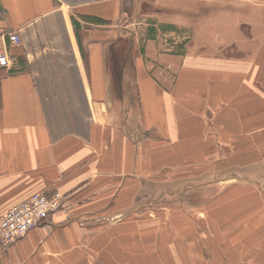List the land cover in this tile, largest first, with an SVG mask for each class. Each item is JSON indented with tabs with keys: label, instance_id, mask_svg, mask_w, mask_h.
Returning <instances> with one entry per match:
<instances>
[{
	"label": "crops",
	"instance_id": "crops-1",
	"mask_svg": "<svg viewBox=\"0 0 264 264\" xmlns=\"http://www.w3.org/2000/svg\"><path fill=\"white\" fill-rule=\"evenodd\" d=\"M185 1L216 3L228 28L250 35L224 41L219 28L209 47L199 20L147 22L157 14L142 13V0H0V50L10 60L0 69V218L34 192L62 194L58 210L0 248V264L138 263L142 192L220 175L228 159L246 172L185 215L213 225L196 237L212 248L209 263L264 264V12L252 9L264 5L241 2L248 13L238 21L229 15L237 0L173 4L181 12ZM125 40L117 97L110 63ZM229 48L239 54L220 53ZM115 234L131 243H107ZM204 258L196 251L189 264Z\"/></svg>",
	"mask_w": 264,
	"mask_h": 264
},
{
	"label": "rangeland",
	"instance_id": "rangeland-1",
	"mask_svg": "<svg viewBox=\"0 0 264 264\" xmlns=\"http://www.w3.org/2000/svg\"><path fill=\"white\" fill-rule=\"evenodd\" d=\"M174 1L175 0L171 1L172 3L169 1H165V3L167 4L165 6L163 5V1H158L156 3L154 0H142L141 12H151L157 14V16L154 17L155 19L146 18L147 22H151L154 20H157L155 22H158V20H166V22L169 23L173 22L179 24L182 21L186 22V20H189L188 22H190L191 24H195V22L199 20L198 23L203 24L200 29L201 31H203L202 33L209 47L214 45V40H217L219 35L220 37L222 36V34H219V28L220 32L224 33V41L228 38L235 37L236 35L238 36L243 34L247 38L250 35L248 32V27L246 26H240V30L231 29V26L228 28L223 21L229 18H222L218 16L220 13L218 12L219 9L216 6V3L211 2L206 5L203 4L201 6H196V3L185 1V3H181V8H183L185 12H180L179 9H176L179 6L173 4ZM244 1L245 0H237L236 3L238 6L234 10L232 8L226 9L233 10V13H226L231 15V17L233 16L234 19L242 21L243 15L245 17V15H247L248 13V6L240 7V5L243 4L241 2ZM221 2H223V0H221ZM254 3L258 5H264V1L262 0ZM252 9L258 11L261 10L262 12H264V7L261 8L258 6V8L252 7ZM197 13L198 15L196 16ZM255 14L258 16H255ZM252 17L253 19L258 18V20L262 19L260 16V12L254 13ZM169 27L171 31L173 28L176 33H179V31H181L180 27H178L177 25H170ZM221 28H223L224 31H221ZM256 34L260 35L258 32H253V35ZM125 42L126 40L117 50L114 58H112L110 63L113 92L117 94V97L121 95L123 88V69H121L122 65L120 63L124 62L123 58L121 57V53ZM201 44L203 43L198 41H196V43H193V51H197L196 48L198 47L201 48ZM209 47L202 48L209 49ZM234 50L235 49L233 48H229L227 50L222 49L220 53L238 55V51ZM125 67L129 69V67H131L130 63L129 65L127 63L124 64V68ZM135 99L136 90L132 88L131 100L136 101ZM225 148V150L223 148L221 149L222 154L226 151L229 152L230 150L229 146H225ZM227 154L228 153H225V155ZM244 163L245 162H237L234 164L231 163L228 159L226 162H222L221 166L215 168V172L219 171L220 175L211 177L210 173L213 170H206V172H204L202 175L200 174L193 177L184 176L183 178L179 177L178 179L167 182L165 184L150 185L151 187H149L146 192H142V198L140 202L141 207L139 208L140 210L137 211L141 217V241L139 243L140 257L138 258V263L136 261L137 258L135 259L134 263L189 264L191 263V256L195 255L196 251H202L205 255V264H212L209 263V261L213 260L210 257L212 253L210 250H212V248L210 249V247H206L201 242H198L196 237L198 234V230L203 227H209L212 229L213 225L210 224L209 226H206L208 224L205 223L203 225L201 219H198L197 215L195 214L191 216L193 218H187L185 214L188 210L187 208L185 210L184 207L191 205L193 208H195V206L198 204L212 200L213 197H215V195L217 194L216 191L219 187L221 189L231 183L229 182L231 181L229 179L232 178H229V176L233 175V172H246V169L243 167ZM259 166L260 165L257 166L256 170H259ZM256 170L255 172H257ZM251 172L252 170L248 171V173ZM218 180H220V182H218ZM256 180V183L260 185L261 178H257ZM185 185H187V190L185 192H182L181 189H183ZM196 210L197 208H195L193 211ZM104 221H109L108 217ZM210 222L212 223V221ZM153 236L155 242L154 240H152ZM130 240L131 239L128 237L119 238L118 235L115 234V236L109 235L107 243L116 247L117 245H128L129 242L131 243ZM114 264L122 263L120 262V260H116Z\"/></svg>",
	"mask_w": 264,
	"mask_h": 264
},
{
	"label": "built area",
	"instance_id": "built-area-1",
	"mask_svg": "<svg viewBox=\"0 0 264 264\" xmlns=\"http://www.w3.org/2000/svg\"><path fill=\"white\" fill-rule=\"evenodd\" d=\"M12 45H19L17 34H7ZM10 60L6 50H0V69L9 68ZM62 194L34 192L26 200L11 206L0 218V248L7 246L35 229L50 214L59 209Z\"/></svg>",
	"mask_w": 264,
	"mask_h": 264
},
{
	"label": "trees",
	"instance_id": "trees-1",
	"mask_svg": "<svg viewBox=\"0 0 264 264\" xmlns=\"http://www.w3.org/2000/svg\"><path fill=\"white\" fill-rule=\"evenodd\" d=\"M97 20V19H96ZM125 46V45H124ZM121 47V46H120ZM124 50H122V52H123ZM127 60H129V61H131L132 60V57L129 55V56H127V59H125V61H127Z\"/></svg>",
	"mask_w": 264,
	"mask_h": 264
}]
</instances>
